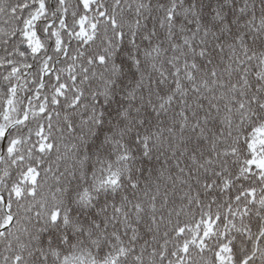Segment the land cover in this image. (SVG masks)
Wrapping results in <instances>:
<instances>
[{"label":"snow or ice","instance_id":"obj_1","mask_svg":"<svg viewBox=\"0 0 264 264\" xmlns=\"http://www.w3.org/2000/svg\"><path fill=\"white\" fill-rule=\"evenodd\" d=\"M0 264H264V0H0Z\"/></svg>","mask_w":264,"mask_h":264}]
</instances>
